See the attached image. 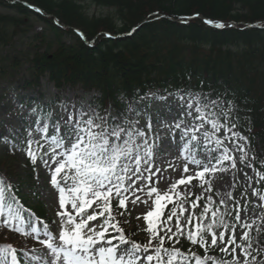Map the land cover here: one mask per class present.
<instances>
[{
	"label": "snow or ice",
	"instance_id": "snow-or-ice-1",
	"mask_svg": "<svg viewBox=\"0 0 264 264\" xmlns=\"http://www.w3.org/2000/svg\"><path fill=\"white\" fill-rule=\"evenodd\" d=\"M205 23L217 29L233 27L213 20ZM153 99L166 104L171 114L170 119L157 116L155 130L153 115L147 111ZM139 100H147V108L132 101L116 115L74 102H57L59 114L35 101L31 108L17 102L22 113L27 111L21 125L24 132H13L11 138L0 136V141L24 152L32 165L39 161L48 169L60 209L56 213L58 234L47 224L38 228V221L25 217L15 201L8 202L6 192L12 185L0 176V227L33 237L46 249L24 252V264H264V241L259 238L264 234V211L256 212L264 209V187H253V183L264 184V171L254 166L257 157L248 151V138L236 130L235 102L226 95L213 98L210 93L191 90L154 98L145 95ZM141 117L146 119L143 126ZM161 129L168 130L176 145L184 161L183 173H192L172 180L165 190L157 186L165 177L159 175L161 169L154 159ZM238 162L252 170L253 175L244 172L247 187L238 199L231 192L225 199L219 191V199H214L211 178L237 169ZM259 164L264 168V161ZM194 180L202 192L192 199L194 193L189 189ZM248 188L256 203L248 199ZM129 201L133 207L143 204L148 209L142 216L147 234L144 243L126 235L122 224L128 220L118 219L128 212ZM182 238L198 245L203 254L191 247L187 251L176 247ZM213 249L222 255H210ZM0 264H22L11 244L0 246Z\"/></svg>",
	"mask_w": 264,
	"mask_h": 264
},
{
	"label": "trees",
	"instance_id": "trees-1",
	"mask_svg": "<svg viewBox=\"0 0 264 264\" xmlns=\"http://www.w3.org/2000/svg\"><path fill=\"white\" fill-rule=\"evenodd\" d=\"M87 1L113 14L92 16L85 11L83 3ZM25 3L53 18L43 17ZM0 6L11 12L0 13V85L17 80L19 73L14 72L20 67L18 58L2 55V46L19 32L26 33L28 22L37 18L45 29L36 35L26 55L28 74L19 77L21 88L37 91L42 79L53 83L59 92L79 87L97 95L90 105L115 114L128 102L139 103V98L151 91L160 96L177 90L207 92L213 98L226 95L237 106L232 114L236 130L248 138L256 165L264 171L259 164L264 161V29L247 27L264 23V0H0ZM197 13L226 25L236 23L238 28L216 29L199 19L181 23V18ZM144 21L131 36L119 37ZM75 30L86 36L88 44ZM8 153L5 149L0 154V176L6 180L2 170L9 171ZM36 165L27 158L30 171ZM9 183L8 202L15 201L14 206L25 217L52 228L45 208L26 199L19 186ZM126 216L118 219L123 221ZM128 224H122L125 234L142 241L145 237ZM259 238L264 241V234ZM11 243L10 239L0 240V246ZM176 247L182 251L191 247L203 254V249L186 239Z\"/></svg>",
	"mask_w": 264,
	"mask_h": 264
},
{
	"label": "rangeland",
	"instance_id": "rangeland-1",
	"mask_svg": "<svg viewBox=\"0 0 264 264\" xmlns=\"http://www.w3.org/2000/svg\"><path fill=\"white\" fill-rule=\"evenodd\" d=\"M85 11L92 16H106L109 14H113L112 11L98 7L90 1L83 3ZM0 13L4 15H10L11 12L4 7L0 6ZM45 29L44 24H42L37 18H31L28 22V27H26L25 32H19V35L14 37L12 41L9 42L8 45L2 46V55L4 57L13 58L16 57L20 61V67L17 68L14 74L17 75V71L19 73L20 79L28 74V65L25 64V58L29 50L32 48L33 43H35L36 35L42 33ZM11 30L9 34V39L12 36ZM43 99H38L36 94H33L32 97L26 96L25 98L21 95V92L16 90L15 85L13 83H3L0 85V136H9L11 138V133L15 132L17 134H22L24 132L23 127L21 126L24 121V117L27 116V111L23 113L17 107L18 101H23L27 104L28 108L32 107V102L35 101L39 104L45 105L53 108L55 113L59 114L60 109L57 107V103L59 101L65 102H74L77 106L81 104L88 105V102L92 99V95H86L81 89L70 90L62 94H58L56 88L47 81H43ZM59 95L58 99L56 96ZM151 98L154 95L150 96ZM147 101V100H144ZM168 102H172V98L168 97ZM147 102H143L140 108H147ZM149 114L153 115V125L155 130L156 119L157 116L162 117L164 119H170L171 114L168 113V106L163 102H159L153 99L152 107L147 108ZM176 111L175 105L172 104V112ZM115 115L113 112H111ZM146 123V119L141 117L140 125L143 126ZM220 135H223L221 132ZM227 144L228 142L225 141ZM159 147L154 149V159L155 166L160 167L162 175L165 179L161 180L157 185L161 190H165L169 183L172 180L180 178L182 175H190L184 174L183 164L184 161L180 157L179 152L177 151L176 145L171 141L168 130L161 129L160 130V139L158 141ZM4 146H9L8 144L0 141V148ZM231 147V145H228ZM10 149V148H8ZM248 151L250 155L252 154V150L250 149V145H248ZM11 153H13V149H11ZM11 156V165H10V181H12L15 185L22 187L24 194L29 198V200H33V198L38 197L36 202L42 203L51 218L55 221V233L58 234L59 231V217L56 213L60 210L58 207V194L55 189L50 184V173L46 167H44L40 162L37 165V169L34 172H29L26 168L25 164V156L23 153H20L19 157H16V161L14 162L13 154ZM255 167V161H252ZM171 165V167H169ZM192 166H190L191 168ZM165 169H167L165 171ZM244 172H247L249 175H253L252 170L244 167L239 162L237 163V169L230 170L228 172H218L214 177L211 178L213 191L210 193L214 199H219L216 196V192L219 191L225 199H227V193L231 192L233 197L238 199L240 197V193L247 187L246 177L244 176ZM158 178V177H157ZM156 179V178H154ZM235 185V187H233ZM253 183V187H259ZM183 190V188L181 189ZM194 193L192 199H195V195H198L202 192V189L198 186V181H193V187L189 189ZM248 199L252 201V203H256V198L251 196V188H248ZM205 195H209L206 193ZM243 204V201H241ZM203 204V201H201ZM113 205H117V202L113 200ZM252 204H249V215H251ZM147 207L143 204H139L138 206L133 207L131 202L129 201L128 212H129V221L131 224L140 228V232L143 235H147L143 229L146 227L142 216L146 214ZM197 212L200 209H196ZM264 211V209L257 208L256 212L259 213ZM187 213H185V216ZM244 213L242 212V217ZM141 216L140 220H137L136 217ZM240 230L237 229V236L239 237ZM22 237L25 238V241H22ZM5 238H11L14 240V247L20 253V256L23 257L24 252H31L33 249H36L38 253L46 252V249L43 245H41L38 240L33 237L23 236L14 231H10L6 227H0V240ZM183 239V238H182ZM226 239V237H225ZM239 253V250H237ZM215 256H221L222 254H210Z\"/></svg>",
	"mask_w": 264,
	"mask_h": 264
},
{
	"label": "water",
	"instance_id": "water-1",
	"mask_svg": "<svg viewBox=\"0 0 264 264\" xmlns=\"http://www.w3.org/2000/svg\"><path fill=\"white\" fill-rule=\"evenodd\" d=\"M39 13H42L44 16H47L45 13H43L42 11H40ZM207 19H203V21H206ZM209 25V24H208ZM78 33V32H77ZM81 33V32H79ZM85 40V39H84Z\"/></svg>",
	"mask_w": 264,
	"mask_h": 264
}]
</instances>
